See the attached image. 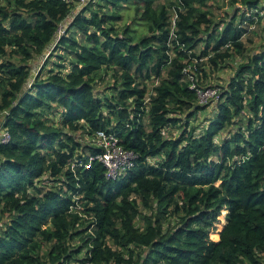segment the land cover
Wrapping results in <instances>:
<instances>
[{
	"label": "trees",
	"instance_id": "obj_1",
	"mask_svg": "<svg viewBox=\"0 0 264 264\" xmlns=\"http://www.w3.org/2000/svg\"><path fill=\"white\" fill-rule=\"evenodd\" d=\"M209 1L0 0V264H264V46L244 40L264 4L217 22ZM236 56L195 133L207 68ZM100 130L134 153L115 177L89 160Z\"/></svg>",
	"mask_w": 264,
	"mask_h": 264
},
{
	"label": "rangeland",
	"instance_id": "obj_2",
	"mask_svg": "<svg viewBox=\"0 0 264 264\" xmlns=\"http://www.w3.org/2000/svg\"><path fill=\"white\" fill-rule=\"evenodd\" d=\"M161 3H166L170 0H160ZM76 2V1H75ZM261 4H264V0H261ZM75 8L81 7L77 3L73 4ZM77 6V7H76ZM241 6L240 0H210L209 1V10L212 12V18L214 21L219 22L221 19H227L229 16H231L232 13H235L237 10H239ZM124 17L118 24L119 27L125 23H129L132 21L133 18V11L131 9L124 10ZM256 21V20H255ZM135 28V25H133ZM138 27V26H137ZM249 28V32H247L246 36L244 37L245 40V54L249 55L253 53L254 51H258L261 47L264 46V17L259 22L254 23ZM62 29H60L61 31ZM39 58V57H38ZM38 58H34L30 61V64L34 66V69H37L36 63ZM243 61L242 56H236L231 57L230 59L226 60L224 64H222L221 67L218 69H209L207 68L206 72H208V77L206 79H203V82H205L204 86H215L219 90L221 89V86H223L228 78H230L237 67L239 63ZM40 66V65H39ZM112 78L110 75H107L104 77V79L101 81H98L97 87L99 89H103L107 83H111ZM215 99L214 100H208L205 104L202 105V109L198 111L194 116H192L189 120V126L196 128L195 133H200V131L204 128L206 125V119L213 115V109L215 105ZM179 129H173L171 131L172 134H177ZM1 133V131H0ZM222 133V132H221ZM221 133L216 137V141L221 136ZM224 133H222V136ZM83 140H86V138H83ZM97 142V140H96ZM223 214L219 217V219H223ZM174 218H171V224L170 226H173L175 224V220H172ZM167 226V224H164V228ZM221 228V225L217 226V230H214L210 234L211 239H217L218 234L216 231H218Z\"/></svg>",
	"mask_w": 264,
	"mask_h": 264
},
{
	"label": "built area",
	"instance_id": "obj_3",
	"mask_svg": "<svg viewBox=\"0 0 264 264\" xmlns=\"http://www.w3.org/2000/svg\"><path fill=\"white\" fill-rule=\"evenodd\" d=\"M68 3L78 4L79 6L84 4L87 0H64ZM76 1V2H75ZM191 87H196L194 83ZM197 89V88H196ZM197 91L198 103L205 104L208 100H216L219 95V89L215 86L208 85L204 88H199ZM8 137L5 131L0 133V141L5 140ZM97 144L102 148L100 153L95 157H90L89 160L97 159L103 163L106 167V175L108 177H115L126 168L130 167L133 162L134 153L129 150H125L118 142V138L110 132L98 131L96 133ZM89 167V162L85 165ZM84 264H93L86 262Z\"/></svg>",
	"mask_w": 264,
	"mask_h": 264
},
{
	"label": "water",
	"instance_id": "obj_4",
	"mask_svg": "<svg viewBox=\"0 0 264 264\" xmlns=\"http://www.w3.org/2000/svg\"><path fill=\"white\" fill-rule=\"evenodd\" d=\"M55 43V40L52 41L51 43H49L46 48H45V51L39 56L38 60H37V63H36V66L38 67L40 65V62H42L46 56H47V53L50 51V49L52 48V45ZM29 83V79L26 81L23 89L28 85Z\"/></svg>",
	"mask_w": 264,
	"mask_h": 264
}]
</instances>
